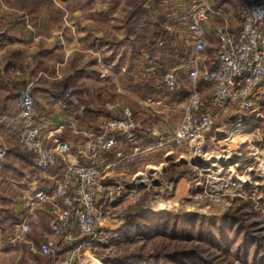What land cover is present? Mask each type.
Instances as JSON below:
<instances>
[{"label":"rangeland","instance_id":"1","mask_svg":"<svg viewBox=\"0 0 264 264\" xmlns=\"http://www.w3.org/2000/svg\"><path fill=\"white\" fill-rule=\"evenodd\" d=\"M2 1L6 6L2 7L0 13H15L19 17L23 14L34 16L48 13L50 19L39 26L33 25V29L41 33V38L25 42L28 46H22L24 40L21 42L19 39L15 40L18 45L12 43L33 55L34 61L31 60L26 65L24 63L22 74H18L15 64L6 60L2 62L0 84L6 92L0 99L1 107L5 101L6 106L15 109L20 92L32 85L35 100L34 90L41 96L48 92L52 97L60 96L65 89L72 90L77 105L70 103V108L79 113L84 108L85 111L81 114L89 115L93 124L96 119L95 111L100 110L108 115L109 111H116L118 106L132 109L136 106L141 110V120H147L145 99L150 92L157 93V90L151 91L149 85L125 84V90L118 92L114 84H124L125 74L121 70H115L114 74L113 69L105 80L106 83L101 84L99 61L95 55L98 45L95 42L96 34L100 33L99 36L109 45H115L116 43L111 42H119L129 32L126 23L128 15L139 9L146 0ZM109 1L111 4L108 5L107 14L100 17V10ZM155 8L159 9L156 5ZM6 53L8 57L11 56L9 48ZM5 66L11 67L5 71ZM201 72L202 70L199 78L202 76ZM107 83L113 85L108 86ZM101 90L104 92L102 98ZM162 92L165 93V89ZM132 93L134 95L130 96ZM184 99L183 96V102L186 103ZM56 103L58 104L57 99ZM108 105L112 107L109 108ZM257 107L260 108L261 115H252L248 121L254 128H259L257 132L264 138V91ZM157 123L153 122V128H158ZM225 123L226 120L218 123L200 148L196 146V142L194 148L173 150L170 147L171 150L167 151L155 139L152 151L139 154L136 160H123L110 169L103 183L104 189L99 192V204L105 205L94 239L84 238L87 244L75 256L72 244L59 245V249L51 255L33 253L30 250L32 243H41L46 239L44 219L39 223L38 220L33 221V229L23 242L13 241L12 228L17 219H14L7 234H3L2 223L7 219V214L13 219L18 207L32 208L28 201L34 193V184L39 187L46 185L48 179L44 172H49L40 171L32 160L11 159L9 152L7 163L23 170L25 175L29 172L32 177L36 176V181L31 183L24 174L23 179H20V172L17 170L12 173V177H0V264H183L182 254L193 252L222 264H264V190L260 189V186H264V176L262 179L257 177L258 165L263 160L243 162L237 158L238 142L243 139V131L234 129V126L229 129L230 138L227 140L233 146L227 157L229 159H222L221 162L210 160L217 153H224L223 148L226 146L220 141L228 137L223 132L222 126ZM164 129L163 132H167L168 129ZM1 133L0 143L11 149L15 142L19 149H24L16 139L14 142L7 141L2 131ZM236 135L238 141L234 143ZM240 147L242 151L243 148L246 150V145L242 144ZM77 149L70 146L69 153L78 154ZM107 158L112 157L107 155ZM58 166L61 167V164ZM3 170L4 167L0 166V172ZM197 174L203 176L197 178ZM106 187L114 190V202L111 197H107ZM159 200H177L178 203L161 207ZM111 202L113 203L110 204ZM36 208L46 211L49 217L50 204L36 206L35 210ZM186 213H197L205 217L235 213L241 218L243 226L239 242L229 252L214 248L197 237L196 227L187 218L184 220L191 227L190 231L185 229L182 216Z\"/></svg>","mask_w":264,"mask_h":264},{"label":"built area","instance_id":"2","mask_svg":"<svg viewBox=\"0 0 264 264\" xmlns=\"http://www.w3.org/2000/svg\"><path fill=\"white\" fill-rule=\"evenodd\" d=\"M236 5L238 24L233 26L231 18L227 17L224 23L216 25L218 45L212 67L204 69L200 77L212 88L209 97L200 91L198 80L207 47L202 25L213 13L212 8L206 0H197L190 6L188 14L191 19L187 14L179 17L181 23H189V40L194 50L181 63L165 69L162 85L168 95L188 88L190 97L182 120L173 132L158 136L157 143L161 147L194 148L199 140L205 142L218 123L226 118L230 121L222 127L225 135H228L226 140H229V129L238 120L237 116H240L245 137L238 142L237 158L243 162L263 160L257 170V177L262 179L264 138L257 132L259 128H254L248 120L252 115H261L257 104L264 91V0H240ZM28 25L31 27V23L28 22ZM168 30L173 32L170 26ZM164 43L162 40L159 45L163 46ZM140 58L146 72L155 73L162 66L160 57L152 52H141ZM101 68V75L106 76L109 69L102 65ZM31 86L23 90L20 96L18 121L21 125L16 140L24 149L35 154V165L40 171L58 168V164H61L63 171L51 186L37 189L29 197L28 202L32 208L50 204L46 239L38 244L32 243L30 250L51 255L59 249V245L72 244L75 256L87 244L84 238L94 239L97 224L104 214L105 204H99V192L104 189L103 183L108 171L125 159L122 151H115L113 160H102L100 156L116 150L121 140L136 146L140 137L139 126L132 108H120L118 115H109L103 120L87 148L77 149L78 154L85 159L72 160L69 156L70 145L62 134L75 128L74 122L38 121ZM57 102L61 106L77 104L72 90L68 89L57 98ZM162 102L160 99L153 101L155 104ZM4 122L5 117L0 115V140ZM242 144L246 145V150L243 148L242 151ZM134 150L138 151L139 147L136 146ZM9 152V146L0 143V166L7 162ZM199 176L203 175L197 174V178ZM106 188L107 197L113 201L114 190ZM33 221L36 220L25 218L16 222L13 241H25L33 229Z\"/></svg>","mask_w":264,"mask_h":264},{"label":"crops","instance_id":"3","mask_svg":"<svg viewBox=\"0 0 264 264\" xmlns=\"http://www.w3.org/2000/svg\"><path fill=\"white\" fill-rule=\"evenodd\" d=\"M194 1L197 0H146L139 9H136L132 14L128 15L126 23L129 32L119 42H111V44L116 43L115 45H109L105 42L102 36H99L100 33L96 34L97 38H95V42L96 44L98 43V45H96L97 47L95 50V55L97 56V59L99 61L98 65L100 66L99 70L101 76V84L106 83L105 80L108 79L113 69L114 74H116L115 70H121L125 74L124 84H121L120 82H115L114 84L115 88L117 89L116 91L118 92H123L125 90V87L123 86L125 84H138V86L149 85L151 86V91L157 90V93L150 92L149 96L145 99V115H147L148 117L146 121L141 120V110L137 109V107L134 105V107L132 106L136 122L139 126L138 128L140 137L136 144V146L139 147V150L135 151V145L127 144L124 140H121V143L119 144L116 150L111 151L106 155H101L100 159L113 160L115 156V151H122L125 154V159L123 160H136L139 154L143 155L146 152L152 151L151 147L153 145V140L157 139L158 136H160L161 134L163 135L164 133L168 134L173 132L174 127H176V125L182 120L184 108L188 104L190 97L189 90L188 88H186L182 92L168 95L166 92H162V90L164 91L162 79L165 73V69L167 67L172 64L181 63L185 57H188L193 53L194 45L189 40V23H181L179 21V17L181 16V14H187V16L191 19L188 13L191 8L190 6ZM206 1L208 2L209 6H211L213 13L210 15V18L206 22H203L202 25L205 32V39L207 41V47L203 54L204 60L200 65L202 72L204 71V69H209L212 67L214 52L218 45V38L215 32L216 25L224 23L227 17L231 18L233 26H236L238 24L236 20L237 14L235 12L236 7L234 5H236V3L240 0ZM4 3L5 2L0 0V10L2 9V7L5 8L6 5ZM110 4L111 2L109 4H105V8H102V10H100V17H102V14H107L109 10L108 5ZM155 5L158 6L159 9L157 8L156 10ZM49 19L50 14L48 13H43L41 15L36 14L34 16H25L23 14V16L20 17L15 13L11 15H7V12L0 13V69L2 62L6 60L10 61L11 63L15 64V66H17L18 74L23 73L22 69L24 68V63L26 65L31 60L33 62L34 57L30 53L27 54V52H25V50L21 46L14 45H18L16 44V41H18L17 39H19L21 42L24 40L22 46H28L29 44L24 43H27V41H32V38H41V33H39V31L36 32V30L33 29V25L34 27L35 25L39 26L40 24H44ZM28 21H30L31 24L33 23L32 27H29ZM168 26L173 28V32H170L168 30ZM162 40H164L165 43L163 46H160L159 42ZM69 42L72 43L71 41ZM7 48H9V51H11V56H9L10 58L6 53ZM12 51H14V54H12ZM145 51L152 52L160 57L162 66L155 73L146 72L143 69V61L140 58V54L141 52ZM3 53L4 56H2ZM101 65L109 69L106 76L101 75V73L103 72ZM5 67V71H7L11 66ZM18 68H20V70ZM0 77L2 78L1 75ZM199 80L200 81L198 82V84L200 91L205 96L209 97L212 93V88L210 86H207L201 78H199ZM111 84L112 83H107L108 86ZM2 88L3 87L0 84V99L3 98L4 93L6 92L5 89L2 90ZM22 91L20 92V96ZM103 93L104 92H102V96L100 95V98L104 97ZM132 95H134V93H132L130 96ZM20 96L17 97L18 102L15 106V109L6 106V104H4L5 101L2 107L0 105V115L5 117L2 132L7 141L10 142H14V140L16 139V135L21 125L18 121V113L20 109ZM34 96L36 97L37 103L35 109V117L38 121L51 120L53 122H74L75 128L66 130L62 134V137L70 144V146L75 149L87 148L89 143L92 142V140L94 139V135L97 134L99 126L102 124L103 120L109 115H118L120 113V106H118V109L116 111H107L108 115H105L104 112L97 110L95 111L96 119H94L95 122L93 124L92 120L90 121L91 118L89 117V115L84 116L81 114L82 111H85L84 108L83 110L81 109L80 113L78 111L73 112V108H70L72 107L71 104H68L67 106H61L56 103V99L63 96V93L60 96L54 95V97H52L50 93L47 92L42 94L41 96L38 94V91L34 90ZM183 96L185 98L184 101H186L187 104L183 102ZM158 99L162 100L163 102L161 104L153 103L154 100ZM108 107L110 108L112 106L108 105ZM237 117L238 120L234 122L235 124L233 128L238 129V131H243V119L240 118V116ZM224 120H226V122L230 121V119L228 118ZM154 121L158 122V128H153ZM170 122H172L171 125H168ZM164 127L168 129L167 132H163V130H165ZM170 127L171 129L169 130ZM77 131L78 133H75ZM237 137L238 136L236 135L233 141L234 143L237 141ZM203 144L204 141H200L196 146L200 148L203 146ZM205 147L206 145L204 146V148ZM171 148L173 150L181 149L176 147ZM232 148L233 146L230 145V152L232 151ZM164 149L167 151L171 150L170 147H164ZM10 150L11 159L14 158V160L26 161L32 160L35 165V157L31 155V158L29 159L25 155H21L19 153V146L16 145L15 142L13 143ZM225 151L226 150L224 149V152ZM107 155H111L112 158H107ZM69 156L70 159L77 161H83L85 159L83 155L74 153H70ZM13 168L20 172V179H23V170L20 171L15 167ZM62 171L63 169L61 167H58L51 169L49 172H44L46 175L45 177L48 179L47 184L45 182L46 185L41 187L37 186V184L35 186L34 184L33 190L35 191L43 187L51 186L55 182V179H57L61 175ZM10 173L11 172L8 170H3L0 172V177L2 179H5V177L8 178ZM27 174L28 175H24L27 179L31 181V183H33L34 180L36 181V176L32 177L29 172H27ZM15 215L17 217V222L27 218L36 220V222L38 220L37 223H39L40 220L44 219L46 223V227H44V230L48 229V213H46V211H40V208H36L35 210V208H25L24 206H20L15 210ZM12 229V234L14 235L15 227L13 226Z\"/></svg>","mask_w":264,"mask_h":264},{"label":"trees","instance_id":"4","mask_svg":"<svg viewBox=\"0 0 264 264\" xmlns=\"http://www.w3.org/2000/svg\"><path fill=\"white\" fill-rule=\"evenodd\" d=\"M21 155H25L27 158H31V155L35 157V154L26 150L19 149ZM5 170L10 171L9 177H12V173L16 171L11 164L7 162L2 165ZM260 189L264 190V186H260ZM10 215L7 214V219L2 223L3 234H7L8 230L14 223V219H10ZM183 225L187 231H190L191 225L187 224L184 219H188L192 226L196 227L197 237L209 243L214 248L220 249L223 252H229L236 243L239 242L240 234L243 231L241 224V218L235 213H229L227 215H221L220 217L209 216L205 217L197 213L183 214ZM186 219V220H187ZM64 246V245H63ZM181 256V263L183 264H222L220 262H214L204 255H197L196 253H184Z\"/></svg>","mask_w":264,"mask_h":264},{"label":"bare ground","instance_id":"5","mask_svg":"<svg viewBox=\"0 0 264 264\" xmlns=\"http://www.w3.org/2000/svg\"><path fill=\"white\" fill-rule=\"evenodd\" d=\"M245 137V134L243 133V138ZM199 141H203V139H201V140H199ZM237 141H238V139H237ZM221 143H224L225 145L224 146H226V147H224V149L226 150L224 153H225V155H222L221 153H217L214 157H212V158H210V160H212V161H214V160H216V162L219 160H222V159H224V156L225 157H229V152H230V150H229V147H227V145H229L228 143H227V140L226 139H223V140H221L220 141ZM236 143V142H235ZM197 144H198V142H197ZM221 162V161H220ZM213 163V162H212ZM214 164V163H213ZM217 165V163H215V165L214 166H216ZM142 181V180H141ZM140 182V181H139ZM158 203H159V206H161V207H164V206H166V205H168V206H171L172 204H177L178 203V201L177 200H168V201H162V200H159L158 201Z\"/></svg>","mask_w":264,"mask_h":264}]
</instances>
